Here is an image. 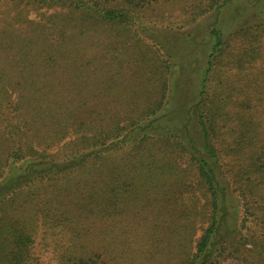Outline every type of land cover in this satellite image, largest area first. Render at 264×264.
<instances>
[{"label":"trees","instance_id":"1","mask_svg":"<svg viewBox=\"0 0 264 264\" xmlns=\"http://www.w3.org/2000/svg\"><path fill=\"white\" fill-rule=\"evenodd\" d=\"M157 1L14 0V18L26 27L0 29V264L31 259L27 215L12 219L8 213L12 200L30 189L46 186L54 193L48 220L55 223L124 213L131 171L123 176L112 153L125 145L129 149L120 161L156 149L169 162L184 157L183 176L194 172L188 183L178 173L183 183L170 184L204 196L194 213L201 233L178 264H222L229 257L264 264V131L254 118L251 86L224 88L226 75L219 68L241 72L262 60L264 0H237L239 10L228 15L224 10L232 0L206 6L215 18L201 75L196 66L181 75L187 60L173 48L180 40L176 34L152 42L161 59L150 61L158 60L160 67L137 53L151 48L144 43L151 29L138 11ZM42 7L54 11L39 21L28 17L30 9ZM115 22L130 37L111 35ZM248 74L264 90V67ZM177 80L194 83L183 116L173 108L186 95L176 91ZM13 112L16 122L7 118ZM225 133L234 148L227 146ZM67 136L73 138L65 151L45 152ZM237 154L243 155L239 164ZM32 194L23 210L33 217L47 207ZM98 258L78 257L71 264H108Z\"/></svg>","mask_w":264,"mask_h":264},{"label":"rangeland","instance_id":"2","mask_svg":"<svg viewBox=\"0 0 264 264\" xmlns=\"http://www.w3.org/2000/svg\"><path fill=\"white\" fill-rule=\"evenodd\" d=\"M211 1L158 0L144 10L138 11L139 20L151 29L149 33L144 34V43L150 45L151 48L150 51L146 49L142 53H137L143 54L152 66L160 67L158 60L154 64L150 61L154 62L160 56L155 45L158 44L159 37L165 40L170 34H176L175 39L180 38V40L173 48L175 51L183 52V57L187 60L181 75L190 72L195 66L198 69L197 74L201 75L206 67V57L213 43L209 30L215 16L212 14L213 11H204ZM240 5L239 1L232 0L224 11L227 15L231 14L235 9L238 11ZM53 11V8L45 7L38 10L30 9L28 17L39 21L43 16H47ZM16 12L17 7L15 8L14 0H0V29L6 28L5 26L8 25L11 29L19 26L26 27L24 22L20 23L17 19L15 20ZM111 27V35L112 33H121L126 34L125 37H130L117 22L112 23ZM234 36L231 37L233 46L237 44V39H233ZM186 38H193V40L191 43H187ZM152 42H155V45ZM227 54H231V52H225L224 55L227 56ZM223 65L220 64L219 68L222 70L220 73L225 72L226 75L224 88L227 89L233 85L236 87L251 86L249 88L251 89L250 100L256 113L254 118L260 124L257 125L259 130L264 131V90L257 85L258 83L255 84L252 76L248 74L264 67V56L254 69H245L241 72L236 67L228 70L227 66ZM154 69L152 68L151 71ZM197 74L193 75L198 77ZM174 84L180 95L186 93L181 97L180 104L173 103V108L177 113H180L179 116H183L181 110L185 108V101L190 99L187 92L194 83L187 80L181 84L180 80H177ZM106 99L108 100V98ZM7 118L11 122H16L18 119L14 112L8 114ZM2 130L3 125L0 123V132ZM229 135V133H225L227 146L234 148ZM71 138L73 137L67 136L56 145L47 148L45 152L51 154L65 151L66 144ZM126 139L127 137H125V141ZM123 144L124 141L118 143V145ZM121 147L122 149H116L112 155L116 157L115 160L118 162L120 173L123 176L131 171L129 176L133 183L132 194L125 201L124 213L102 219H78L77 221L55 223L53 220H48L51 214L54 215V212L49 208L51 207L49 199L54 193L52 194L46 186L40 187L38 190L30 189L12 200L13 209L8 210L9 215L12 219H18L17 215L25 216L26 214L27 225L32 229L31 259L27 264H71L74 258H89L94 255H98L100 262L108 264H178L182 257L192 253L195 237L200 235L202 227L194 213L203 203L204 196L199 190L192 194L185 188L170 186L175 181L183 183L178 173L181 174L180 170L186 168V159L182 157L176 164L169 162L156 149H151L138 154V158L135 160L130 156L120 161L123 150L129 149L127 145ZM235 161L238 164L241 163L243 155L237 154ZM1 171L2 167H0ZM186 175H182L187 179L186 183L195 178L194 172L190 169ZM62 184L63 182L60 181L61 186ZM34 192L36 193L35 197L42 203V207H47V210L40 211L38 208L37 211L40 212L37 214L32 212V217L29 214L30 211L23 209L30 206L27 199ZM130 201L131 205H129ZM45 203H48V206ZM189 229L194 230V234L190 235ZM71 258L73 259L70 261ZM222 264L245 263L229 257Z\"/></svg>","mask_w":264,"mask_h":264}]
</instances>
